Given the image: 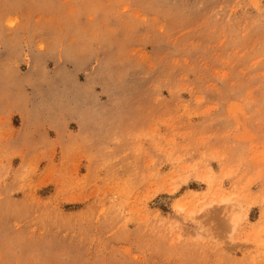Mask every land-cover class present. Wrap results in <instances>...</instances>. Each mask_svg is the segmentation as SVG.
Instances as JSON below:
<instances>
[{
    "label": "rangeland",
    "instance_id": "obj_1",
    "mask_svg": "<svg viewBox=\"0 0 264 264\" xmlns=\"http://www.w3.org/2000/svg\"><path fill=\"white\" fill-rule=\"evenodd\" d=\"M0 264H264V0H0Z\"/></svg>",
    "mask_w": 264,
    "mask_h": 264
},
{
    "label": "bare ground",
    "instance_id": "obj_2",
    "mask_svg": "<svg viewBox=\"0 0 264 264\" xmlns=\"http://www.w3.org/2000/svg\"><path fill=\"white\" fill-rule=\"evenodd\" d=\"M222 202L226 203V202H228V200H223Z\"/></svg>",
    "mask_w": 264,
    "mask_h": 264
}]
</instances>
